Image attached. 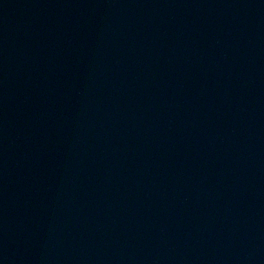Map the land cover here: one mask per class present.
<instances>
[{
    "label": "water",
    "instance_id": "obj_1",
    "mask_svg": "<svg viewBox=\"0 0 264 264\" xmlns=\"http://www.w3.org/2000/svg\"><path fill=\"white\" fill-rule=\"evenodd\" d=\"M0 264H264V0H0Z\"/></svg>",
    "mask_w": 264,
    "mask_h": 264
}]
</instances>
